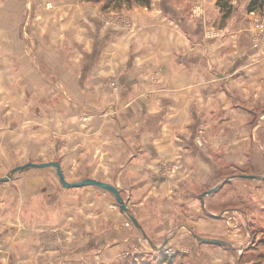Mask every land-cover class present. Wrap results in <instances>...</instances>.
<instances>
[{"label": "crops", "instance_id": "1", "mask_svg": "<svg viewBox=\"0 0 264 264\" xmlns=\"http://www.w3.org/2000/svg\"><path fill=\"white\" fill-rule=\"evenodd\" d=\"M194 1L122 6L131 29L106 22L108 0H31L20 17L12 13L4 61L11 68L19 62L21 89L42 100L51 90L53 105L68 90L69 101L79 98L86 107L84 120L54 115L58 137L68 142L54 148L59 158L34 162L58 160L68 181L92 177L116 185L142 229L113 204L111 191L65 187L55 167H28L0 194L5 264H121L125 251L163 250L162 264L252 263L251 251L238 245L242 228L229 229L224 210L238 209L232 206L238 190L258 203L263 192L257 199L252 191L260 185L252 189L239 176L222 181L259 174L251 164L254 153L255 162L263 159L256 142L264 124V43L254 46L249 17L256 10H248V1L231 0L225 19L217 0H198L204 7ZM30 37L36 46L29 47ZM238 164L240 172L233 170ZM80 170L87 172L68 174ZM218 184L203 205L201 194ZM233 218L241 226V217Z\"/></svg>", "mask_w": 264, "mask_h": 264}, {"label": "rangeland", "instance_id": "2", "mask_svg": "<svg viewBox=\"0 0 264 264\" xmlns=\"http://www.w3.org/2000/svg\"><path fill=\"white\" fill-rule=\"evenodd\" d=\"M31 0H0V174L2 176L6 175L7 172L10 171L8 169L7 164L9 163V166L12 168L13 166H16V164H23L28 161H36V160H47L49 158H52L53 156L56 158H59L61 155H57L54 152V148L58 146L61 142L67 143V138H60L58 137V131L56 127H53V117L54 115L61 114V119H66L69 114H85L86 107L84 105V102L79 100L77 98V101L72 98L70 101L68 99V90H61L59 93L55 96V103L60 104V106L53 105L52 103V95L51 90L46 91L48 93L49 98H45V100H42V98H38L36 94H33L34 91H27L21 89V72L19 70V62L17 65H13L14 67H6L5 59L9 54L10 49V42L7 43L6 39H9L10 32L12 27L11 25V16L12 13L14 14L13 17H20V13L24 10V6L28 4ZM152 0H108V5L112 7V11L108 15H106V22L110 25L112 22L116 23L117 25L119 23L123 24L125 29H131L134 25L132 17L127 13V10L124 13V16L121 12V7L125 8H131V4L133 3H139L141 6H149ZM171 1V0H169ZM198 0L194 1L196 4ZM228 1V2H227ZM231 0H220L219 4L221 10H222V18L225 19L227 16L224 17V9L227 10L228 6H231V12H232V6L233 3H230ZM244 1H250V0H244ZM199 5H203L204 2L198 1ZM228 3L227 5H224V3ZM51 2H47V6L50 5ZM224 5V7L222 6ZM118 8V9H117ZM261 8L256 9V14L258 16H264L263 13H260L259 11ZM193 12V11H192ZM121 14V15H120ZM249 17L250 23L252 26L254 25L253 18L254 16ZM7 17V20H6ZM252 17V18H251ZM114 18V19H113ZM118 18L124 19V21H118ZM19 21V20H18ZM18 23V22H17ZM31 28V26H28ZM34 28V26H32ZM16 30L20 33V25H17ZM254 28V26H253ZM35 33V32H34ZM256 36V35H255ZM254 36V37H255ZM253 37V38H254ZM253 40V39H252ZM36 46V42H34V39L32 37L29 38V47ZM29 50V49H28ZM36 50V48H35ZM63 54V57L66 58V51ZM16 56H13V59H16ZM9 64L8 66H10ZM7 68V70H6ZM67 67L62 68V70H66ZM79 69V68H78ZM84 67L82 66L83 70ZM80 70V73L82 72ZM84 71V70H83ZM12 72V74H11ZM81 76V75H80ZM79 77V76H78ZM85 79V77H84ZM82 80V79H81ZM83 81V80H82ZM82 81L80 83H82ZM112 85L114 86L115 83L112 82ZM16 87V88H15ZM73 95H76L78 93L77 90L73 91ZM35 93V92H34ZM33 95V99L31 96ZM29 98L28 100L26 99ZM50 99V100H49ZM11 102V103H10ZM22 102V103H21ZM69 102V103H68ZM84 110V111H83ZM84 115L82 119L84 120ZM259 128L260 137L257 139V147H261L263 151L262 161L255 162V156H257L254 153V157L252 158V171H256L259 174L264 175V144H263V128L264 124H261ZM43 132V135L37 138V131ZM258 149V148H257ZM255 152V151H254ZM260 156V154H259ZM225 158V157H224ZM260 159V157H259ZM244 164L236 165L237 169H233L236 172H240L239 169ZM246 165V164H245ZM249 164L246 166L248 167ZM262 165V168L260 169L259 166ZM23 171V170H22ZM229 171V170H227ZM231 171V170H230ZM87 171L80 170V171H72V173H68L69 175L77 174L83 176L86 174ZM232 172V171H231ZM234 174H239V173ZM21 173V170L16 172L14 175ZM230 173V172H229ZM242 173H249V172H242ZM251 173V172H250ZM245 179L244 182L250 185H252V189H255L258 187L259 184L260 187L259 190H253V194H258L256 197L259 198V195L263 192V198L264 201V179H250V178H243ZM259 180V181H258ZM229 182V181H228ZM226 182L225 184H227ZM231 182V181H230ZM10 185V181L7 182ZM225 184L221 187L223 188ZM5 188V182H2L0 184V194L4 193ZM220 189V188H219ZM217 189V190H219ZM238 201H236V205L238 209L236 208H227L224 210L225 215H227L226 218V226L229 229L238 228L242 230L244 233V237L242 239H238V245L241 246L243 249V246H246L249 251H251L248 254L247 259H250L252 261L251 264H264V203H258L257 201L252 198L250 201V194L243 193L240 190H238ZM241 195H246L241 196ZM260 199V198H259ZM261 200V199H260ZM118 206L117 203H113ZM111 206V205H110ZM237 212V214L235 213ZM244 212V213H243ZM236 215L240 216V224H236L234 221L235 219L233 216ZM244 216H246V220L244 219ZM128 222V221H127ZM131 222V221H130ZM248 224L249 227L246 225ZM126 225V222H125ZM129 227L130 225H126ZM254 230V237H252L251 229ZM236 230V232H238ZM252 249V250H251ZM5 251L3 238L0 236V264H5L3 260V253ZM131 251L134 252L133 248H131ZM165 250L162 252L156 251L155 253H136L138 259L133 258L134 256L128 254V251H125L124 257L127 255L129 257L125 258V260L121 264H132V261H136L138 264H151L153 261L157 264H162L163 260L165 259ZM237 252V251H236ZM167 253V252H166ZM238 253V252H237ZM147 261V262H146ZM196 261H190L183 262V264H195ZM8 262H6L7 264ZM205 264V262H202ZM9 264V263H8ZM170 264H182V262H179L178 260H173Z\"/></svg>", "mask_w": 264, "mask_h": 264}, {"label": "water", "instance_id": "3", "mask_svg": "<svg viewBox=\"0 0 264 264\" xmlns=\"http://www.w3.org/2000/svg\"><path fill=\"white\" fill-rule=\"evenodd\" d=\"M263 141H264V130H263ZM48 166H52L55 167L57 175L59 177L60 182L62 183L63 186L65 187H74V186H83V185H95L104 189H107L109 191H111L115 198L116 201L120 207V209L124 212H126L130 218V220L133 222L134 225H136V227L142 229V226L140 224V222L138 221L137 217L130 211L124 197L121 194L120 189L109 182L106 181H102L99 179H95L92 177H86L83 178L81 180L78 181H68L64 175V172L62 170L61 164L58 160H50V161H44V162H34V161H28L25 162L23 164H18L16 166H14L6 175L4 176H0V182H5L8 181L9 179H11L13 177V175L25 168L28 167H36V168H43V167H48ZM235 176H239L241 178H250V179H264V175H259V174H254V173H241L239 175H232L229 177H226L222 182L225 183L227 182L231 177H235ZM221 186V184L215 185L207 190H205L201 196H202V203L204 205V197L207 194H212L213 192H215L219 187ZM206 210V208H204ZM143 234L146 238L149 239V237L147 236V234L145 233V231H143ZM193 235L205 242H211V243H219V244H230L228 241H226L225 239H220V238H212V237H203L200 236L196 233H193ZM150 240V239H149Z\"/></svg>", "mask_w": 264, "mask_h": 264}, {"label": "built area", "instance_id": "4", "mask_svg": "<svg viewBox=\"0 0 264 264\" xmlns=\"http://www.w3.org/2000/svg\"><path fill=\"white\" fill-rule=\"evenodd\" d=\"M255 15V12H252ZM254 29L256 31V36L254 37V46H259L261 42L264 43V16L255 15L253 18ZM126 225H132V222H126ZM168 251V250H167ZM9 264H12L9 262Z\"/></svg>", "mask_w": 264, "mask_h": 264}, {"label": "trees", "instance_id": "5", "mask_svg": "<svg viewBox=\"0 0 264 264\" xmlns=\"http://www.w3.org/2000/svg\"><path fill=\"white\" fill-rule=\"evenodd\" d=\"M217 2L219 3L220 0H217ZM227 4L228 3H226V2L224 3V5H227ZM224 5H222V6L224 7ZM263 6H264V0H250L249 4H248V10L249 11H254V10L258 9V8L259 9L262 8ZM230 12H231V6L229 5L227 10L224 9V13H223L224 17L228 16L230 14ZM165 258H168V256L165 255ZM128 259H129V257H128ZM132 264H138V263L136 261H134V262L132 261Z\"/></svg>", "mask_w": 264, "mask_h": 264}]
</instances>
